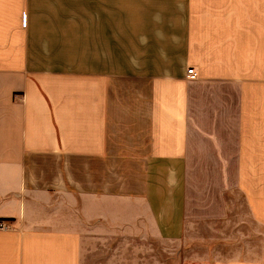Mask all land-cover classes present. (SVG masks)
<instances>
[{
    "label": "crops",
    "instance_id": "0c3cea01",
    "mask_svg": "<svg viewBox=\"0 0 264 264\" xmlns=\"http://www.w3.org/2000/svg\"><path fill=\"white\" fill-rule=\"evenodd\" d=\"M0 220V264H264V0H0Z\"/></svg>",
    "mask_w": 264,
    "mask_h": 264
},
{
    "label": "built area",
    "instance_id": "2783aa9c",
    "mask_svg": "<svg viewBox=\"0 0 264 264\" xmlns=\"http://www.w3.org/2000/svg\"><path fill=\"white\" fill-rule=\"evenodd\" d=\"M187 77L189 79H194L196 74L194 73L193 69L187 70ZM9 229L8 223L5 221L0 220V231H6Z\"/></svg>",
    "mask_w": 264,
    "mask_h": 264
},
{
    "label": "rangeland",
    "instance_id": "374dc122",
    "mask_svg": "<svg viewBox=\"0 0 264 264\" xmlns=\"http://www.w3.org/2000/svg\"><path fill=\"white\" fill-rule=\"evenodd\" d=\"M11 97H12L13 101L14 100L17 101V102L24 101V99H23V93H21V92H15V93H13V95H11Z\"/></svg>",
    "mask_w": 264,
    "mask_h": 264
}]
</instances>
